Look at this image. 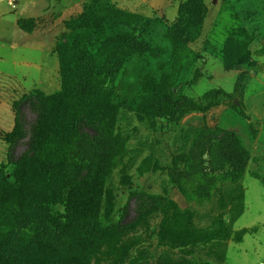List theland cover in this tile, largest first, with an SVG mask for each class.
Segmentation results:
<instances>
[{"label": "rangeland", "instance_id": "rangeland-1", "mask_svg": "<svg viewBox=\"0 0 264 264\" xmlns=\"http://www.w3.org/2000/svg\"><path fill=\"white\" fill-rule=\"evenodd\" d=\"M214 1L180 21L189 0H0V191L33 151L41 112L25 100L62 92V64L72 95L116 108L109 133L84 129L76 139L81 178L68 169L60 198L0 206V248L13 259L264 264V0ZM105 6L139 19L115 20ZM83 16L95 23L89 31L132 41L96 45L86 62L81 31L68 29ZM90 69H103L92 95L80 80ZM68 118L62 110L61 128ZM31 178L48 194L50 171ZM95 184L104 193L97 214L71 213L72 188Z\"/></svg>", "mask_w": 264, "mask_h": 264}, {"label": "trees", "instance_id": "trees-1", "mask_svg": "<svg viewBox=\"0 0 264 264\" xmlns=\"http://www.w3.org/2000/svg\"><path fill=\"white\" fill-rule=\"evenodd\" d=\"M204 0H189L188 3L183 4L179 8L178 18L180 21L191 10V6H197L199 12L204 15L203 8ZM104 14L108 17L121 22L137 21L139 18L135 15L116 10L112 7L105 6ZM112 19V20H113ZM104 24V21L102 22ZM90 19L86 16L78 19L75 23L69 24L68 29H78L81 31V45L85 53L84 59L86 62L90 61L89 53L94 50L96 45L105 47L113 43H130L132 40L124 34L108 36L103 31L102 27H96L94 31H89V28L94 26ZM203 22H201V26ZM18 27L26 32L22 21L18 22ZM102 48H98L100 51ZM104 51L101 54L104 55ZM62 76L65 78L63 91L50 96L48 98L35 94L30 98H26L25 102L32 101L40 110V117L34 133V145L31 154L24 156L16 164V172L14 173L15 184L3 188L0 191V206L13 202L15 206L22 210L27 201L35 203H49L61 197L65 188V176L68 169L80 179L81 176L75 172L76 165H72L73 158L70 156L75 148L74 143L78 137L82 135L84 129L95 130L96 136L106 134L111 131V121L116 115V108L107 101L99 102L98 100H85V97L80 95H72L69 91V71L67 66L62 64ZM103 69L96 72L100 76ZM105 73L108 71L105 70ZM91 74L84 79V90L88 95H92L95 87L93 85V77L95 70L90 69ZM109 74V73H108ZM23 104H17L16 107L22 108ZM64 110L70 116L65 122L63 128L59 125L60 112ZM19 120V119H18ZM20 122V121H19ZM83 130V131H82ZM23 133L21 125L9 136L12 143L18 141ZM95 136V137H96ZM39 171H50V180L47 187L48 194H44L37 189L34 180L31 178ZM101 173H96L97 178ZM104 196L103 189L98 184L90 188L84 186H75L72 188L68 196V209L71 213L78 217L89 219L97 214L94 205L96 200H101ZM175 212L181 217H185V212H180L178 206L173 204ZM111 209L106 210V215L110 216ZM166 235L174 237L177 235L175 231L165 230ZM0 264H51L45 259H38L36 261H20L13 259L10 254L0 248Z\"/></svg>", "mask_w": 264, "mask_h": 264}, {"label": "crops", "instance_id": "crops-1", "mask_svg": "<svg viewBox=\"0 0 264 264\" xmlns=\"http://www.w3.org/2000/svg\"><path fill=\"white\" fill-rule=\"evenodd\" d=\"M218 1H219V0H215L214 3H211V4H215V5H217ZM230 1H231L232 5H233L234 7L238 6V5H237L238 0H236L235 2H233L232 0H230ZM206 5H207V4H206ZM204 23H205V24H204V25H205L204 29L206 30V28L208 27V20L206 19ZM246 27H247L248 30H250V27H249L248 24L246 25Z\"/></svg>", "mask_w": 264, "mask_h": 264}]
</instances>
